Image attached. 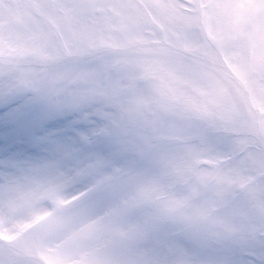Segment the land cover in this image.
Wrapping results in <instances>:
<instances>
[{
  "label": "snow or ice",
  "instance_id": "snow-or-ice-1",
  "mask_svg": "<svg viewBox=\"0 0 264 264\" xmlns=\"http://www.w3.org/2000/svg\"><path fill=\"white\" fill-rule=\"evenodd\" d=\"M0 264H264V0H0Z\"/></svg>",
  "mask_w": 264,
  "mask_h": 264
}]
</instances>
